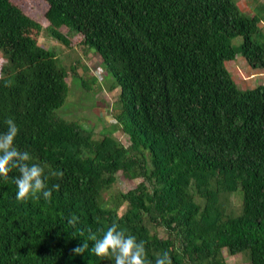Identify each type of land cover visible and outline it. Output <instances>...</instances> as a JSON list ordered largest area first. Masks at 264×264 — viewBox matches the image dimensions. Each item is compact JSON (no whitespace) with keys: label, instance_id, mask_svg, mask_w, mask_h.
<instances>
[{"label":"trees","instance_id":"16d2710c","mask_svg":"<svg viewBox=\"0 0 264 264\" xmlns=\"http://www.w3.org/2000/svg\"><path fill=\"white\" fill-rule=\"evenodd\" d=\"M39 1L44 26L16 0H0V133L12 118L14 146L45 168L49 189L60 188L50 201H18L19 171L0 177V264H114L87 240L88 229L101 238L114 222L145 241L152 264L164 251L172 264H226L225 255L264 264V81L239 89L225 67L240 57L264 70L259 16L236 0ZM42 31L66 48L78 36L83 55L98 56L109 78L101 83L118 91L111 127L127 146L113 129L95 139L57 114L66 78L89 84L79 59L64 67L37 45ZM56 170L62 179L49 175ZM118 173L140 181L110 193Z\"/></svg>","mask_w":264,"mask_h":264},{"label":"rangeland","instance_id":"374dc122","mask_svg":"<svg viewBox=\"0 0 264 264\" xmlns=\"http://www.w3.org/2000/svg\"><path fill=\"white\" fill-rule=\"evenodd\" d=\"M236 2L241 12L251 16L255 14L259 16V27L264 32V0H236ZM16 3L31 19L40 23L41 26L46 24L43 20V13L46 7L42 2L39 0H16ZM60 31L65 33L66 30L62 28ZM78 42L79 37L74 36L71 39L70 48H66L47 36L44 31L37 38V45L56 52V56L61 59L64 67L72 64L75 59H79V67L76 69V73L82 79H86L89 85L86 89L84 88L85 91L78 81L71 80L69 77L66 78L65 82L68 86V91L65 102L57 110V114L67 121L78 123L83 128L92 129L94 138L98 139L103 129L106 132H110L113 129L111 126H115L112 105L118 91L116 89L110 91L107 89L108 83H101L108 82L109 78L104 77L100 59L91 52L83 55ZM232 43L238 45L240 39L235 38ZM3 65L4 60L0 56V69ZM82 66L86 67L85 71L82 69ZM225 67L239 89H252L264 81V70H251L240 57H236L234 61L226 62ZM91 77L95 78L94 84L90 81ZM112 137L124 146L129 144L126 136L118 128L112 130ZM139 181L140 179L127 180L123 175L118 173L116 183L109 192H125L134 187ZM232 204L237 208L238 199L236 196L232 198ZM155 230L158 236L164 235L161 229ZM224 258L226 264H248L246 256L243 255L234 257L225 255Z\"/></svg>","mask_w":264,"mask_h":264},{"label":"clouds","instance_id":"9594fccd","mask_svg":"<svg viewBox=\"0 0 264 264\" xmlns=\"http://www.w3.org/2000/svg\"><path fill=\"white\" fill-rule=\"evenodd\" d=\"M7 131L0 133V177L9 178V173L13 169L19 171V176L14 178L17 187L16 199L25 201L29 197L39 199L42 195L43 199L50 201L52 191H58L59 184H53L49 189L45 181V168L39 163H32L33 157L28 151H20L14 146V140L18 135L19 128L12 118L5 121ZM50 176L63 178L61 170L50 171ZM79 217L72 215L68 218L67 223L75 227ZM87 240L92 241L93 246L91 252L96 256L105 258L113 257L114 264H152L147 259L145 249V241H137L134 235L128 234L125 229L120 228L119 224L112 223L103 233L101 238L88 229ZM80 236H84V231H80ZM88 249V243L84 242L72 249L73 255H82ZM155 264H172L171 257L167 251H164L155 259Z\"/></svg>","mask_w":264,"mask_h":264}]
</instances>
